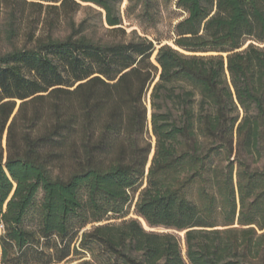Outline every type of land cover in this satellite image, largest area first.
Masks as SVG:
<instances>
[{
  "label": "trees",
  "instance_id": "trees-1",
  "mask_svg": "<svg viewBox=\"0 0 264 264\" xmlns=\"http://www.w3.org/2000/svg\"><path fill=\"white\" fill-rule=\"evenodd\" d=\"M164 1L174 46L125 37L122 0H0V264H264V0Z\"/></svg>",
  "mask_w": 264,
  "mask_h": 264
},
{
  "label": "rangeland",
  "instance_id": "rangeland-1",
  "mask_svg": "<svg viewBox=\"0 0 264 264\" xmlns=\"http://www.w3.org/2000/svg\"><path fill=\"white\" fill-rule=\"evenodd\" d=\"M156 2V3H155ZM153 4H151V13L154 14V21H148L142 16L141 8L138 5L137 7L133 6L134 2L128 3V0H122L120 5V13L122 15V25L121 28L125 31V37L129 36L131 31H135L137 35L145 36L149 40H152L156 47L162 44L173 45L172 37H173V26L174 24L182 18L180 11L175 8L173 2H165L164 0H155ZM43 7L41 10L37 6H27L25 7L24 18L22 20V35L17 40V46H21L23 44L29 45L28 40V28H31L32 25L35 24L36 19L39 16L40 22L42 23L45 18H50L54 15V11L48 10L45 8L46 2H42ZM129 4V5H128ZM81 8H79L74 14L73 19L76 23H78L82 19H86L87 24L89 25L88 31L98 38L101 37L103 39H121L122 33L121 31L110 32L108 26L104 23V11L101 8L93 5L82 3ZM130 6V7H127ZM4 11V10H3ZM5 18L4 13H0V22ZM41 23H39L38 28L41 27ZM43 30V28H42ZM45 30V29H44ZM68 25L66 23L65 16H63V11L60 12V22L53 27L54 36H63L68 32ZM40 32V31H39ZM11 47L7 43L5 39V34L3 29H0V52L10 49ZM153 59V56H152ZM147 114L150 111L149 107V99L147 96ZM152 144H154V140L152 139ZM138 218V216L134 212V206L132 205L127 216L124 218H112L107 221H119L121 219L126 218ZM142 223V222H141ZM143 225V224H142ZM89 227V226H87ZM144 227V225H143ZM147 230L158 231V232H169L176 235L181 244L182 250L185 252L184 248V232L172 229H166L162 226L157 227H144ZM183 254V252H182ZM184 258L185 255L183 254ZM76 261H72L64 264H73Z\"/></svg>",
  "mask_w": 264,
  "mask_h": 264
},
{
  "label": "water",
  "instance_id": "water-1",
  "mask_svg": "<svg viewBox=\"0 0 264 264\" xmlns=\"http://www.w3.org/2000/svg\"><path fill=\"white\" fill-rule=\"evenodd\" d=\"M248 43V42H247ZM246 43V44H247ZM245 44V45H246ZM244 45V46H245ZM155 55V52L153 53V56ZM157 79V78H156ZM148 118H150V111H149V113H148ZM152 154H153V149L151 150V153H150V155H149V162H148V164H147V166L149 165V163H150V159H151V157H152ZM138 219H139V221L141 222V217H138ZM144 221V220H143ZM145 222V221H144ZM99 224V222L98 223H93V224H91V225H98ZM146 224V223H145ZM164 228H166V227H164ZM166 229H172V228H166ZM172 230H175V229H172ZM183 232H185V231H183Z\"/></svg>",
  "mask_w": 264,
  "mask_h": 264
}]
</instances>
